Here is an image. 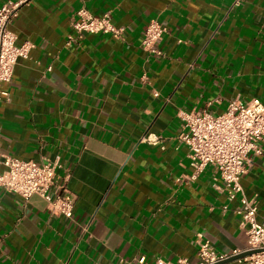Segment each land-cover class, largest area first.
<instances>
[{"label":"crops","instance_id":"0c3cea01","mask_svg":"<svg viewBox=\"0 0 264 264\" xmlns=\"http://www.w3.org/2000/svg\"><path fill=\"white\" fill-rule=\"evenodd\" d=\"M82 5L110 13L123 38L84 33L68 43ZM153 19L167 28L160 56L141 47ZM10 29L31 49L0 101V153L56 160L76 204L72 218L59 216L40 194L0 186V264L195 263L198 234L219 251L247 248L239 202L212 166L189 179L179 136L183 111L264 102V0H27ZM262 147L242 177L260 220Z\"/></svg>","mask_w":264,"mask_h":264},{"label":"built area","instance_id":"2783aa9c","mask_svg":"<svg viewBox=\"0 0 264 264\" xmlns=\"http://www.w3.org/2000/svg\"><path fill=\"white\" fill-rule=\"evenodd\" d=\"M27 0L9 1L0 7V101L9 98L6 85L12 81L15 66L21 57H27L31 49L29 43L17 44V36L10 29V22L21 4ZM78 18L73 22L76 37L84 33H111L122 39L125 27L112 22L111 14L95 16L85 5L76 12ZM166 25L158 19L149 22L141 41V47L154 55H162L158 43L162 39ZM182 133L180 140L190 149L195 180L212 166L220 175L229 200L239 202L236 212L242 217L247 228L248 246L242 250L219 251L202 234L197 235V261L188 257L170 260L159 257L153 264H216L244 252L252 253L237 258L245 264H264V218L258 217L259 202L245 192L242 177L247 172L250 153L261 154L264 144V102L259 98L250 100H231L227 109L214 114L207 109L183 111ZM2 136L0 124V138ZM146 141L156 142L147 138ZM58 162L48 157L41 161L24 160L6 153H0V186L16 193L24 199L40 194L49 202L53 214L73 217L76 194L69 188V174L56 171ZM2 167V168H1ZM87 229V227L85 228ZM144 257H140L142 262Z\"/></svg>","mask_w":264,"mask_h":264},{"label":"water","instance_id":"95a60500","mask_svg":"<svg viewBox=\"0 0 264 264\" xmlns=\"http://www.w3.org/2000/svg\"><path fill=\"white\" fill-rule=\"evenodd\" d=\"M250 253H252V251L244 252V253L239 254V255H237V256L230 257V258H228V259H226V260H224V261L218 262V263H216V264H227V263H229V262L235 261L237 258L244 257L245 255H248V254H250Z\"/></svg>","mask_w":264,"mask_h":264}]
</instances>
